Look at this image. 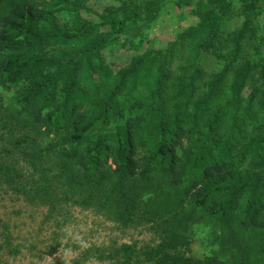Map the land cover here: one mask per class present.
Segmentation results:
<instances>
[{"label":"trees","instance_id":"16d2710c","mask_svg":"<svg viewBox=\"0 0 264 264\" xmlns=\"http://www.w3.org/2000/svg\"><path fill=\"white\" fill-rule=\"evenodd\" d=\"M116 1L80 29L47 30L44 17L60 5L75 10L79 0H0V89L12 90L16 109L0 97V187L49 215L66 205L95 209L123 228L146 225L158 235L154 247L112 250L118 264H264V0L244 1L237 49L208 78L200 59L217 53L231 8L225 0L198 3L195 25L106 86L93 80L108 75L101 51L140 24L152 26L171 0ZM250 14L258 19L252 30ZM250 31L263 33L254 47L261 71L248 57L239 62ZM46 45H68V59L37 52ZM183 51L186 64L175 75L170 64ZM152 75L142 89L127 86ZM136 94H147L146 102L119 105ZM194 225L210 229L214 249L202 259L183 252ZM1 236L0 255L20 252L8 230Z\"/></svg>","mask_w":264,"mask_h":264},{"label":"rangeland","instance_id":"374dc122","mask_svg":"<svg viewBox=\"0 0 264 264\" xmlns=\"http://www.w3.org/2000/svg\"><path fill=\"white\" fill-rule=\"evenodd\" d=\"M244 1L225 0L231 8L227 18L223 19L224 21L219 25L218 39L215 41L217 53L214 56L212 49V52L203 54L200 59L201 67L207 78L222 68L220 59H224L227 52L233 50L235 53L237 49L234 36L240 33L244 19H247L241 12L245 8ZM201 2L207 4L208 0H192L191 7L186 6L187 3L182 0L168 1L161 7L152 26L145 28L143 24H140L128 34L118 36L117 40L100 53V59L108 70L107 77H103V73L99 71L94 74L93 80L107 86L119 71L128 67L138 56L149 50L165 48L177 34L195 25L198 15L203 12L202 9H197V4ZM195 5L196 10L193 8ZM110 6H118V2L116 0H79V6L75 10L60 5L59 11L56 10L51 16L44 17L45 20L40 23L47 30H51L55 24L60 28L66 25L69 29L77 30L86 23L96 22L98 18L95 13H101ZM248 19L252 23L249 25L252 30L255 26L253 21L258 19L251 14ZM100 32L108 33L111 30L109 27H103ZM245 34L239 42L242 59L239 62L248 57L251 63L257 64L258 67L260 58L254 47L257 46L263 33L250 31L249 36ZM201 40V38H196L194 43ZM194 43H189L191 49L195 47ZM69 48L68 45H46L39 47L37 52L46 53L48 56L61 60L68 59L66 56ZM183 57H188L186 51L176 54L170 64L169 70L175 75L179 71L177 67L180 64H186ZM256 71H261V68L258 67ZM152 79L153 75L151 78H143L138 82L135 79L129 81L127 86L142 89ZM165 84L169 85V82L166 81ZM248 92L247 87L243 96L246 97ZM12 93V90L0 89L4 107L7 109L9 107L16 112L15 108H11ZM131 96L134 98L123 103L120 101L122 99H119L121 103L119 105L127 107L136 100L146 102L148 98L147 94ZM17 167L28 169L21 160ZM3 230H8L11 234L12 247H18L20 252L10 255L7 250H3L0 255V264H118L115 260H122L121 256L114 259L109 256L112 250L119 248L122 244L143 248L145 246L154 247L160 241L158 235L149 226L136 224L133 227L123 228L108 218L106 214L95 209L83 210L66 205L49 215L46 207L29 205L21 197L14 195L11 190L1 186L0 242ZM191 230L190 243L188 247L183 248L184 254L197 259L211 255L214 247L210 241V229L194 225ZM51 248L56 249L54 255L49 254Z\"/></svg>","mask_w":264,"mask_h":264}]
</instances>
